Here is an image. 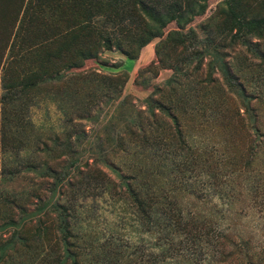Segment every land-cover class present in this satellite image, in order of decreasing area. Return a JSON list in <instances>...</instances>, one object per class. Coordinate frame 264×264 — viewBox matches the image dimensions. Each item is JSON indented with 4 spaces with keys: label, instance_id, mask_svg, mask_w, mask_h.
Segmentation results:
<instances>
[{
    "label": "trees",
    "instance_id": "obj_1",
    "mask_svg": "<svg viewBox=\"0 0 264 264\" xmlns=\"http://www.w3.org/2000/svg\"><path fill=\"white\" fill-rule=\"evenodd\" d=\"M210 1L0 0V179L32 172L48 184L0 191V264H264V225L243 229L264 220V0L222 1L202 39L191 25ZM172 23L176 46L216 63L204 76L205 65L190 71L184 58L138 109L123 98L126 71L105 74L102 57L138 60ZM222 40L243 63L218 61ZM192 73L203 77L182 92L180 77ZM48 83L66 126L45 140L25 111ZM107 102H119L109 143L99 137L83 160V121ZM105 206L147 237L101 226Z\"/></svg>",
    "mask_w": 264,
    "mask_h": 264
},
{
    "label": "rangeland",
    "instance_id": "obj_2",
    "mask_svg": "<svg viewBox=\"0 0 264 264\" xmlns=\"http://www.w3.org/2000/svg\"><path fill=\"white\" fill-rule=\"evenodd\" d=\"M222 1L224 0H211L207 12L203 16L197 17L192 23L191 27L198 31L202 39L207 37L208 34L207 31L203 32L201 27L214 16L219 3ZM250 1L255 4L258 0ZM174 30H177V25L172 23L166 28L162 38L153 40L149 45L141 50L138 60H128L122 53L117 51L106 52L104 53L101 60V62H104L108 66L106 69L99 68L95 61H88L86 63V68L95 70L97 69L99 72L102 70L108 75L112 73H120L125 70L128 80L122 87L123 98H129L138 109L145 110L147 108L146 101L150 98H156V95L159 92L157 91L158 88L165 87L170 79L174 77V67H182L184 64V58L189 60L188 63L191 62L190 71L193 69L195 72V67H197L198 63L205 65V73L203 74L204 76L206 75V70L208 69L209 64L214 66L216 63V59L212 56H207L203 63L198 55L194 60L191 59V52L189 50H183L175 45V41H171L169 34ZM221 42L223 43V40ZM159 47H162V49L160 50V55H157L156 51ZM220 51L222 57L218 61L222 60V63L227 62L234 66H237L239 62L243 63L242 60H244V54L242 53L239 57V46L233 48L230 46L229 41H224ZM119 65H122L121 69L112 70L113 66ZM218 73L222 75V78L226 79L225 74H223L221 71ZM191 75V78H186L184 76L180 77L178 87L182 92H185V88H187L190 82L195 83L199 77H203L202 75L200 76V74H197L198 76H196L192 73ZM52 87L53 84L51 83L43 85L41 91H37L36 95L38 96H36L35 101L32 102L29 108L25 111L26 116L29 117L31 122L36 127L42 129V138L45 140L55 133H63L66 126L64 124V116L60 112L57 103L50 99L51 96L49 97V92ZM106 101L107 99L104 100V102ZM118 107L119 102H107L105 105H101L99 110H96L93 113L92 119L83 121V125L86 127V132L88 135L83 141L81 140L79 143H75V148L77 147L80 152L79 158L92 161L95 155V153H93L94 151H92V147H97L99 145V137H101V141L104 143V145H108V134L106 132L111 126L113 116L117 114ZM198 137L199 138L194 137L193 141L198 139L204 142V138L200 139V136ZM63 150V147H58L56 150L57 154H62ZM2 161L1 168L4 169L7 166V162L10 160L4 156ZM47 188L48 184L41 177V175L34 174L32 172H22L17 175L10 183L5 182V176L4 178L0 179V191L9 192L11 197H15L17 195L21 196V194L25 192L27 195L29 191H34V189H40L41 193H44L45 189ZM94 200L95 199H91L88 203L93 206ZM213 202L216 203L219 201L218 199H214ZM100 204L103 205L104 200H102ZM95 206H97V204H95ZM101 213L103 215L102 216L100 214L102 217L100 220L101 226H104L105 228L108 227L110 229L114 228V232L116 231L125 233L126 237L136 241L147 237V235H139L138 233L134 232L135 230L126 227V224L128 223V219L126 218L127 215L124 213L118 214V211L115 210L114 207L105 206L104 214L103 210H101ZM243 223V229L245 231H249L252 226L261 228V226L264 225V220L260 219V221L256 222L250 219H245ZM256 239L264 241V236L258 234Z\"/></svg>",
    "mask_w": 264,
    "mask_h": 264
},
{
    "label": "crops",
    "instance_id": "obj_3",
    "mask_svg": "<svg viewBox=\"0 0 264 264\" xmlns=\"http://www.w3.org/2000/svg\"><path fill=\"white\" fill-rule=\"evenodd\" d=\"M132 66V65H131Z\"/></svg>",
    "mask_w": 264,
    "mask_h": 264
}]
</instances>
